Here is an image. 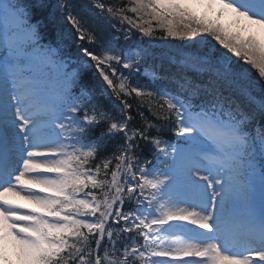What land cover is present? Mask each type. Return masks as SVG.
I'll use <instances>...</instances> for the list:
<instances>
[{"label": "snow or ice", "instance_id": "snow-or-ice-1", "mask_svg": "<svg viewBox=\"0 0 264 264\" xmlns=\"http://www.w3.org/2000/svg\"><path fill=\"white\" fill-rule=\"evenodd\" d=\"M49 7L0 0V264H264V0Z\"/></svg>", "mask_w": 264, "mask_h": 264}, {"label": "trees", "instance_id": "trees-1", "mask_svg": "<svg viewBox=\"0 0 264 264\" xmlns=\"http://www.w3.org/2000/svg\"><path fill=\"white\" fill-rule=\"evenodd\" d=\"M57 2L58 0H46V3L50 7L45 11V36L47 37V41L52 42L53 45L56 46L59 44L61 48L62 46L65 47L64 51L68 53H74V47L68 48L70 40L65 38V33L69 26L65 21L62 20L61 13L56 8ZM78 2L82 3L84 0H78ZM103 2L105 4H114L123 2V0H103ZM48 13H51V15H48ZM157 35H159V33ZM145 39L147 40L148 38ZM197 39H199V37ZM191 43V41H182L179 39H172L170 37L166 40H156L154 42V47L152 50L154 52L153 57L156 61L154 66L157 69V79L150 86L158 87L161 83H167V75L165 76L164 80L159 79L162 71L166 74H172V68L170 67L172 59L178 58V55L184 52L191 45ZM212 43L214 44L215 42L212 41ZM197 47L201 51L204 50V45H198ZM91 82H94L92 79V73L88 72L83 76V83L89 84Z\"/></svg>", "mask_w": 264, "mask_h": 264}, {"label": "rangeland", "instance_id": "rangeland-1", "mask_svg": "<svg viewBox=\"0 0 264 264\" xmlns=\"http://www.w3.org/2000/svg\"><path fill=\"white\" fill-rule=\"evenodd\" d=\"M189 10L196 15L197 17H206L207 20H211L214 21L216 19V15L211 13L209 11V8L207 6L206 3H204V5L202 6H198V5H189ZM219 10V9H218ZM221 23L227 24L229 23L228 21H225L224 19L221 20ZM19 203H24L21 201H18ZM30 207V206H29Z\"/></svg>", "mask_w": 264, "mask_h": 264}, {"label": "bare ground", "instance_id": "bare-ground-1", "mask_svg": "<svg viewBox=\"0 0 264 264\" xmlns=\"http://www.w3.org/2000/svg\"><path fill=\"white\" fill-rule=\"evenodd\" d=\"M202 5H204V4H199L198 6H202ZM218 11V7L217 8H213V9H210V12L211 13H213V14H215L216 12ZM229 17L228 16H225V18H224V20H228L229 21ZM21 202H23V201H21Z\"/></svg>", "mask_w": 264, "mask_h": 264}]
</instances>
